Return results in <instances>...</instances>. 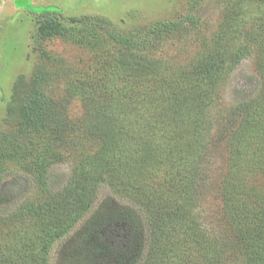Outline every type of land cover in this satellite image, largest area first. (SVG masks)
Here are the masks:
<instances>
[{
    "label": "trees",
    "instance_id": "trees-1",
    "mask_svg": "<svg viewBox=\"0 0 264 264\" xmlns=\"http://www.w3.org/2000/svg\"><path fill=\"white\" fill-rule=\"evenodd\" d=\"M244 1L261 8L246 18L239 9ZM36 22L42 39L66 31L54 11H41ZM198 23L186 15L133 33L81 27L77 40L99 46L102 37L108 44L93 72L67 79L60 93L39 84L45 74L26 84L21 77L15 81L6 108L15 123L0 132V233L22 241L10 253L0 247V264H17L15 255L40 264L50 242L90 207L101 182L142 211L149 233L142 264H264V144L254 147L262 158L248 170L253 176L243 172L249 163L240 156L246 152L235 147L240 132L264 134V0L231 3L208 37ZM189 33L200 39L191 55L182 61L165 55L167 40ZM254 49L260 87L254 96L227 103L222 91L230 72ZM73 98L81 102L79 114L70 110ZM216 147L227 152L225 170L213 183ZM64 152L74 166L55 190L48 181L51 165ZM4 163L36 187L35 197L13 210L1 192ZM210 189L220 203L213 227L195 211ZM87 231L92 254L110 264L135 263L130 253L141 242L133 215L107 212Z\"/></svg>",
    "mask_w": 264,
    "mask_h": 264
},
{
    "label": "rangeland",
    "instance_id": "rangeland-1",
    "mask_svg": "<svg viewBox=\"0 0 264 264\" xmlns=\"http://www.w3.org/2000/svg\"><path fill=\"white\" fill-rule=\"evenodd\" d=\"M236 0H0V132L12 129L15 119L7 117L6 108L10 101L15 81L21 77L25 84L35 75H44L39 84L44 87L63 92L66 81L73 76H82L93 72L96 68L98 54L105 57L108 44L102 41L99 46H92L88 41L77 40L78 29L81 27H95L96 30L108 29L113 32H136L144 29L159 20H178L186 15L198 18V25L203 37H208L216 30L222 18L223 10ZM261 7L253 3L241 2L245 17L256 14ZM43 10L54 11L60 16L66 31L64 35L50 38H39L37 33V17ZM70 17H76L81 22H71ZM248 19L245 24H248ZM178 35L164 43L165 55L172 56L176 61L186 59L195 49L200 39L193 33ZM108 49V50H106ZM97 56V57H96ZM257 53L254 49L243 56L239 64L230 72L225 85L223 100L235 103L254 96L259 87L260 80L256 71ZM25 84L23 87L25 88ZM118 84V83H117ZM81 102L73 98L70 103L72 114H79ZM251 133V132H250ZM240 140L235 143L236 149L246 152L241 155V161H247L243 172L250 176L253 162L262 158L260 152L254 147L261 146L264 134L255 132L244 135L240 132ZM246 137L247 139H242ZM258 140L252 145V141ZM260 140V141H259ZM246 145V147L244 146ZM210 171L211 181L218 182L225 170L226 150L221 151ZM221 152V153H220ZM262 154V153H261ZM239 157V155H238ZM239 157V159H240ZM6 170L2 181V195L9 198V210H13L24 200H32L36 194L33 180L27 174L10 163L3 164ZM48 181L53 189L61 188L69 180L72 167V156L64 152L62 158L51 165ZM164 168L159 171L162 174ZM260 175V174H259ZM258 175V176H259ZM247 176V175H246ZM256 178V177H255ZM255 178L254 181H255ZM256 182V181H255ZM212 183V185H213ZM257 183V182H256ZM121 211L134 216L138 229V238L141 244L132 248L131 256L134 264H142L148 251V226L142 211L130 198L118 194L107 182H101L96 189L95 198L90 207L85 211L64 235L53 239L40 264H110L109 258L95 256L90 252L92 246L87 244V229L91 222L98 216L107 212ZM200 215L204 226L211 227L213 221L220 215V203L214 197L212 189L207 196H200L195 209ZM210 224V225H209ZM213 227V226H212ZM212 229V228H209ZM213 231V229H212ZM25 240V239H24ZM22 240L19 236L0 233V247L5 246L7 253L16 250V245ZM16 244V245H15ZM86 244V247H85ZM17 264H25V260L15 255ZM132 261V262H133Z\"/></svg>",
    "mask_w": 264,
    "mask_h": 264
}]
</instances>
